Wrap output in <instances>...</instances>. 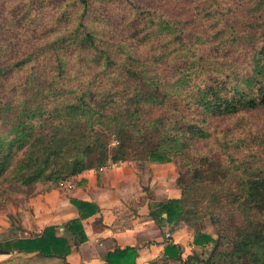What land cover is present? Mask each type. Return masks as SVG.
<instances>
[{
	"label": "trees",
	"instance_id": "16d2710c",
	"mask_svg": "<svg viewBox=\"0 0 264 264\" xmlns=\"http://www.w3.org/2000/svg\"><path fill=\"white\" fill-rule=\"evenodd\" d=\"M50 1L57 8L46 24L39 9L9 15L0 3L6 193L35 185L42 190L34 195L49 192L120 162L173 163L182 196L151 204L150 216L160 226L184 223L196 246L213 242L207 259L188 262L264 264V130L240 157L238 136L208 127L264 109V0ZM231 123L241 130L246 121ZM207 139L214 148H197ZM71 203L79 217L64 225L66 236L49 226L37 237L1 240L0 254L69 264L73 245L87 240L83 221L99 212ZM205 218L217 238L200 231ZM182 252L170 245L165 256L181 261ZM137 257L136 247L117 248L105 261Z\"/></svg>",
	"mask_w": 264,
	"mask_h": 264
},
{
	"label": "crops",
	"instance_id": "0c3cea01",
	"mask_svg": "<svg viewBox=\"0 0 264 264\" xmlns=\"http://www.w3.org/2000/svg\"><path fill=\"white\" fill-rule=\"evenodd\" d=\"M177 177L173 163L159 162H120L102 172L84 171L69 180L70 191L56 188L32 196L25 206L8 207L6 219L16 217L19 224L11 232V223L0 217V239L37 237L49 226L59 227L57 235L66 236L64 225L79 217L71 203L75 199L96 204L99 212L83 221L86 242L74 246L69 238L73 247L67 263L106 264L109 252L136 247V264H192L188 259L197 248L194 232L182 222L160 226L150 216L151 204L181 198ZM168 230L173 233L171 242L166 239ZM170 245L186 250L181 261L166 258ZM0 264H64V260L14 252L0 254Z\"/></svg>",
	"mask_w": 264,
	"mask_h": 264
},
{
	"label": "rangeland",
	"instance_id": "374dc122",
	"mask_svg": "<svg viewBox=\"0 0 264 264\" xmlns=\"http://www.w3.org/2000/svg\"><path fill=\"white\" fill-rule=\"evenodd\" d=\"M4 1L5 2V7L9 10L7 11V13H9V15L11 14V12H14L15 14H20L22 12V15H24V13H29L31 15H35V11L36 14L38 13V9L39 12L43 15L42 17V22L43 24L49 23L53 20L54 18V12L55 9L57 8V5L54 4V2L50 1V0H0V3ZM33 1H35V4L33 3ZM26 10H30V12H27ZM243 117L244 120L246 121V123L244 124V128H242L241 130H239L238 128H235L234 126L236 125H232V121H238L239 118ZM208 127H213L216 129L211 128L212 131L214 132V135L220 134V132L223 129H227L230 130L229 131V135L231 137L234 136H238L237 138H239V140H237L238 144L233 151L236 152L237 155H239L240 157L242 155H246L249 154L251 151V148L253 147V142L256 139L255 137L257 136V134H260V131L264 130V109H260L254 112H250V113H244L241 114V116L239 117H235L234 119H230V120H224V121H217V123H211L208 125ZM243 130H246V132H242ZM250 131H252L254 134H256L255 136H251ZM235 132V133H234ZM220 137H222L223 135H219ZM242 138H246V139H242ZM212 139H207L206 141L199 143L197 146V148H199L200 150L204 151V150H209L214 148V145L212 144L213 142H211ZM250 142L251 146L245 144L246 142ZM236 143V144H237ZM134 162V161H132ZM5 185L0 183V202L1 201H6L7 199L9 200L5 205L3 204V206H0V217L4 218L5 220H8L11 223V232L13 231V229H15L17 227V225L19 224V219L16 217H12L11 219L8 218L6 219V215H4L6 212H8L9 208L8 207H19V206H25V204L27 203V201L31 198V196H34V192H38L39 190H42V187L39 186H31V187H18L17 188V192L15 194H8L5 191ZM4 187V189H3ZM7 189L10 191L12 190L11 187H7ZM1 192L3 193L1 195ZM10 193V192H9ZM31 194V196H30ZM5 198V200H4ZM10 217V216H9ZM3 228L2 224L0 223V231ZM200 231H202L205 234H209L214 238H217V235L215 233V229L213 227V225L211 224L210 220L208 218H205L204 221H202L200 223L199 226ZM192 230V229H191ZM194 232V230H192ZM1 233V232H0ZM195 235V232H194ZM3 235H0V238H2ZM193 239V238H192ZM190 241V240H189ZM1 242V239H0ZM191 242V241H190ZM189 244V242L187 243ZM191 245V243H190ZM197 248H193L190 251V255H192L194 257V255L198 256V260H202V259H207L214 247L213 242L207 244V245H203V246H195ZM222 249H225V247L223 246ZM182 254L186 252L185 249L182 248ZM191 256V257H192ZM192 264H198L197 261H193L190 262Z\"/></svg>",
	"mask_w": 264,
	"mask_h": 264
},
{
	"label": "built area",
	"instance_id": "2783aa9c",
	"mask_svg": "<svg viewBox=\"0 0 264 264\" xmlns=\"http://www.w3.org/2000/svg\"><path fill=\"white\" fill-rule=\"evenodd\" d=\"M113 165H114V164H111V165L106 166V167H100L98 170H99L100 172H102V171H104L105 169H107V168H109V167H112ZM58 188L61 189V190H63L64 192H65V191H70L71 186L69 185V180H68V181H65V182H63V183H61V184L59 185ZM166 239H167L169 242L172 241V239H173V233H172V231H170V230L166 231Z\"/></svg>",
	"mask_w": 264,
	"mask_h": 264
}]
</instances>
